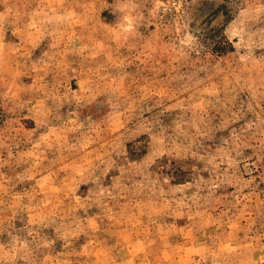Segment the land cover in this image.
Masks as SVG:
<instances>
[{
  "label": "rangeland",
  "instance_id": "374dc122",
  "mask_svg": "<svg viewBox=\"0 0 264 264\" xmlns=\"http://www.w3.org/2000/svg\"><path fill=\"white\" fill-rule=\"evenodd\" d=\"M0 264H264V0H0Z\"/></svg>",
  "mask_w": 264,
  "mask_h": 264
}]
</instances>
